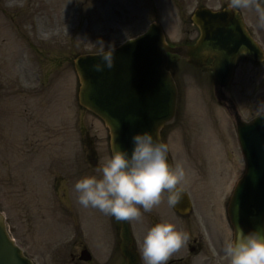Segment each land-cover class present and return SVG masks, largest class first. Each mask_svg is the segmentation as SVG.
<instances>
[{
	"label": "rangeland",
	"instance_id": "374dc122",
	"mask_svg": "<svg viewBox=\"0 0 264 264\" xmlns=\"http://www.w3.org/2000/svg\"><path fill=\"white\" fill-rule=\"evenodd\" d=\"M224 2L231 0L206 4ZM261 3L253 0L240 10L264 47V19L255 7ZM198 4L0 0V204L17 242L37 264H92L79 256L90 239V218L100 212L78 204L74 185L112 154L109 128L79 102L74 59L116 46L144 32L152 21L161 23L171 44L187 43L195 29L189 16ZM172 58L178 111L164 138L173 163H183L186 171L178 186L192 200L217 194L226 216L227 202L246 168L231 109L215 95L211 67L195 68ZM228 92L244 118L264 112V62L242 57ZM167 214L173 216L169 208ZM135 221L143 242L147 223ZM112 243L113 238L110 247ZM103 245L98 238L97 248Z\"/></svg>",
	"mask_w": 264,
	"mask_h": 264
},
{
	"label": "water",
	"instance_id": "95a60500",
	"mask_svg": "<svg viewBox=\"0 0 264 264\" xmlns=\"http://www.w3.org/2000/svg\"><path fill=\"white\" fill-rule=\"evenodd\" d=\"M194 21L202 29L196 46L172 47L166 40L162 26L155 22L149 30L130 39L113 52V65L97 70L100 53L81 54L75 61L81 88L80 103L100 116L110 129L111 148L114 143L131 150L132 136L137 131L150 129L161 138L162 128L171 122L178 105V86L168 69L169 53L187 57L197 67L213 57L216 93L231 83L238 58L246 56L261 62L264 52L247 31L238 10L230 7L214 12L202 8ZM247 169L237 184L229 206V217L235 230L264 228V114L251 120L241 116L233 100L228 97ZM169 162L172 164L169 157ZM184 194L175 189L171 195ZM189 200L174 205L181 212L189 209ZM122 222V246L133 242L129 221ZM124 247V246H123ZM82 259L89 260L87 252ZM0 264H36L16 243L6 215L0 207Z\"/></svg>",
	"mask_w": 264,
	"mask_h": 264
},
{
	"label": "clouds",
	"instance_id": "9594fccd",
	"mask_svg": "<svg viewBox=\"0 0 264 264\" xmlns=\"http://www.w3.org/2000/svg\"><path fill=\"white\" fill-rule=\"evenodd\" d=\"M253 0H231L233 10L250 7ZM256 11L264 19V7L256 4ZM101 62L95 68L103 70L113 65V52L101 50ZM131 150L113 145V151L92 175L75 182L77 202L83 208L98 209L117 220H139L143 212L158 206L165 192L173 193L186 177L183 163L169 162V144L150 129L132 136ZM173 195L169 205H175ZM189 237L171 220H161L147 231L141 248L145 264H167ZM229 264H264V228L245 231L227 229L223 247Z\"/></svg>",
	"mask_w": 264,
	"mask_h": 264
},
{
	"label": "flooded vegetation",
	"instance_id": "af4514ba",
	"mask_svg": "<svg viewBox=\"0 0 264 264\" xmlns=\"http://www.w3.org/2000/svg\"><path fill=\"white\" fill-rule=\"evenodd\" d=\"M189 33L193 34L189 37V42L194 41V38L197 40L200 36L199 30L196 32L191 30ZM205 187L204 185L201 190ZM167 198L168 195L165 192L162 202L150 212H144L141 209L143 215L140 218L141 224H145L144 221H146L148 230L161 220H171L180 230L187 233L188 241L171 255L167 264H229V261L224 257L223 247L227 229H234L230 226L227 217L221 214L218 195L215 193L213 196L203 195V201L201 195L195 197L192 201L191 212L188 214L176 211L169 205ZM167 208L172 211V217L168 216ZM90 210L100 212L98 209L90 208ZM108 218H111L109 224ZM134 222L137 236L127 253H124L120 238V222L114 216L105 215L102 212L99 216H91L90 226L87 229L90 239L87 240L86 246H81V251L88 249L92 255V259L86 263L145 264L141 253L143 242H141L140 235L142 229L140 227L138 230L139 226L135 220ZM100 237L104 239L105 246L97 248V240ZM112 238L113 243L110 247Z\"/></svg>",
	"mask_w": 264,
	"mask_h": 264
}]
</instances>
